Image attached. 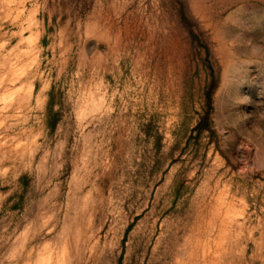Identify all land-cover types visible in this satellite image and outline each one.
<instances>
[{"label": "rangeland", "instance_id": "374dc122", "mask_svg": "<svg viewBox=\"0 0 264 264\" xmlns=\"http://www.w3.org/2000/svg\"><path fill=\"white\" fill-rule=\"evenodd\" d=\"M0 264H264V0H0Z\"/></svg>", "mask_w": 264, "mask_h": 264}, {"label": "trees", "instance_id": "16d2710c", "mask_svg": "<svg viewBox=\"0 0 264 264\" xmlns=\"http://www.w3.org/2000/svg\"><path fill=\"white\" fill-rule=\"evenodd\" d=\"M201 126H202V123L200 122L199 127H201Z\"/></svg>", "mask_w": 264, "mask_h": 264}]
</instances>
